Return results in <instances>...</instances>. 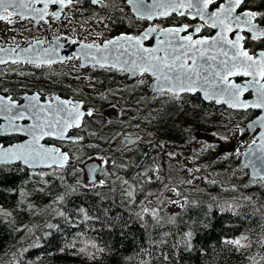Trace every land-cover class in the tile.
Instances as JSON below:
<instances>
[{
  "label": "snow or ice",
  "instance_id": "6c2138e0",
  "mask_svg": "<svg viewBox=\"0 0 264 264\" xmlns=\"http://www.w3.org/2000/svg\"><path fill=\"white\" fill-rule=\"evenodd\" d=\"M168 18L178 22L167 26L157 23ZM57 21L64 32H57L53 41L24 35L43 26L51 29ZM0 22L13 26L9 29L13 32L10 41L0 38V79L9 75H34L22 67L17 71L13 65L43 69L76 60L79 68L127 75L133 81L132 92L147 85V91L135 101L137 113L147 108L140 123L151 125L160 110L176 106L185 117L223 129L210 133L212 141L195 135L191 126L185 130L189 142L199 148L193 151L195 167L184 165L181 168L189 178L176 179L165 171L163 164L141 150L144 137L140 123L131 124L138 116L133 115L126 121L124 117L131 108L108 100V96L115 97L129 90L128 85L105 89L108 96L97 94L98 98L108 100L116 112L121 130L115 132L112 131L113 119L105 118L95 104H87L84 98L75 99L76 90L73 97L64 99L59 95H46L43 89L31 94L25 91L22 97H16L7 87H0V121H3L0 137H20L17 143H0V183H10L9 177H15L16 173L29 177L57 174L63 181L64 176L59 175L63 170L76 177V181L65 184V192L53 201L57 204L80 189L94 192L104 200L107 194L99 189L107 188L108 193L118 197L110 203L117 204L118 209L123 206L117 213L121 236L133 225H138L146 234V246H137L136 264H177L181 250L194 249L196 233L189 227L179 233L177 241L176 233L169 227L177 223L176 216L166 218L164 210L170 204L190 207L189 192L196 190L195 181L201 178L206 183L210 181V173L203 177L197 175L207 171L196 163L203 153L215 152L220 142L230 144L235 140L233 148L222 151L208 167L217 161L238 162L232 169L233 175L236 172L249 175L245 169H250L251 177L264 181V0H0ZM17 23L32 27L17 31L14 27ZM121 25L126 30L112 35ZM61 40L67 45H76L79 51L61 56L59 50L64 47ZM3 67L9 71H3ZM75 79L81 76L76 75ZM84 79L93 90L96 84L103 83L92 76ZM157 103L158 107H152ZM204 104L223 106L228 118L217 121L215 118L224 117L225 112L206 110L202 107ZM252 111L256 115L247 124L235 118L236 114L248 115ZM127 127H134L135 131H127ZM147 135L151 137L152 133ZM47 140L58 143L49 144ZM116 140L120 141L119 162L101 151L86 157L91 163L77 156L85 147L101 149L102 145L113 146ZM147 143L153 148L165 147L161 142L149 140ZM132 153L137 158L129 157ZM165 155L175 158L176 153ZM80 164L84 167L77 168ZM84 171L88 175L87 183L79 179ZM98 175L105 178L98 179ZM210 182L216 183L215 180ZM232 188L235 190L234 185ZM36 190L45 191L44 188ZM11 191L26 196L17 188ZM245 199L250 201L251 197ZM225 206L233 210L240 203L226 202ZM79 211L85 220L100 219L90 216L84 208ZM54 214L65 215L58 210H54ZM0 215L10 217L12 213L0 205ZM108 215L106 209L105 219ZM114 227L116 225L109 221V230ZM243 240H247V236L242 234L223 243L239 250L250 246L242 243ZM91 247L95 252H86L85 248L79 251L93 260L96 253L106 251V246L99 247L95 242ZM12 254L15 256V251Z\"/></svg>",
  "mask_w": 264,
  "mask_h": 264
},
{
  "label": "trees",
  "instance_id": "16d2710c",
  "mask_svg": "<svg viewBox=\"0 0 264 264\" xmlns=\"http://www.w3.org/2000/svg\"><path fill=\"white\" fill-rule=\"evenodd\" d=\"M145 86L142 90L138 89L141 91L135 94L125 90L120 96L118 94L115 96H122L121 105L126 104L131 108L124 117L126 121L133 115L138 116L137 120L131 121L133 126L140 123L144 112L147 111L145 108L137 113L135 109V101L146 91ZM152 107H158V103ZM202 107L215 112H225L224 117L218 115L215 118L217 121L228 117L227 109L222 106L204 104ZM103 110L100 109L101 112ZM255 115L256 113L252 111L248 115L236 114L235 118L245 124ZM112 119L114 121L112 131H120L119 121L116 117ZM190 126L195 134H210L221 129L211 124L204 125L203 121L195 120L191 116L185 117L179 113L176 106H169L159 111L158 118L151 125L140 123V131L152 133L148 140L144 139L140 148L157 161L159 156L167 153L172 146L184 144L195 146L189 142V134L185 131ZM127 131H135V128L127 127ZM149 140L154 143L161 142L165 147L153 148L147 143ZM119 145L116 140L113 146L102 145L101 149L85 147L77 156L85 157L86 160V157L94 156L97 151H101V154L111 155L119 162L121 156ZM113 148H116V151H113ZM218 154V149L215 152H206L203 153V159L210 164L216 160ZM128 155L137 158L134 153ZM237 163L217 161L210 168L232 172ZM77 168H81L80 165H77ZM83 174L84 172L80 173L79 179L85 183ZM59 175L64 176L63 181L57 174L29 177L24 173H16L15 177H9L10 183H0V205L12 213L10 217L0 215V264H136L137 246L145 245L146 234L138 225H133L125 231L124 237L121 236V220L117 213L123 206L120 205L118 209L117 204L110 203L112 199L118 197L108 193L107 188L99 189L107 194V199L104 200L98 198L94 192L80 189L79 192L66 196L63 202L53 203L58 194L65 192L66 183L74 184L76 181V177L67 175L63 170H60ZM102 176L98 175V179H103ZM45 180L48 184L44 183ZM213 180L216 183L210 181L207 183V193L198 197L189 195L192 201L190 207L180 208L175 213H169L167 207L164 210L166 218L176 216L177 223L169 227L176 233L177 241L180 240L179 233L187 231L189 227L196 233L194 249L181 250L177 254V264H264V181H252L248 175L241 172L232 174L227 188L222 187L219 180ZM233 185L235 190L232 188ZM13 188L21 190L26 196H21L19 191L12 192ZM39 188H44L45 191H37ZM218 190L221 194L215 195ZM246 197H251V200L245 199ZM226 202H239L240 206L228 210ZM28 205L32 207H27ZM80 208H84L90 216L100 219L85 220L83 213L79 211ZM106 209L109 210L107 219ZM54 210L63 211L65 215H56ZM109 221L116 227L109 230ZM49 224L53 227H47ZM242 234L247 236V240H243L242 243L249 244V247L236 250L231 245L223 243L226 239H235ZM92 242L99 247L106 246L104 253H96L95 260L79 251L80 248H85L86 252H95L91 247ZM169 243L171 244L172 240ZM24 248H27V251H24ZM14 251L15 256L12 254Z\"/></svg>",
  "mask_w": 264,
  "mask_h": 264
},
{
  "label": "flooded vegetation",
  "instance_id": "af4514ba",
  "mask_svg": "<svg viewBox=\"0 0 264 264\" xmlns=\"http://www.w3.org/2000/svg\"><path fill=\"white\" fill-rule=\"evenodd\" d=\"M178 22L177 20H173L172 18H168L167 20L157 21V23H161L165 26ZM31 28V24H23L17 23L14 27L17 31H22L24 27ZM10 27L8 24L4 22H0V38L11 40L13 32L9 29ZM126 30L125 26L121 25L115 29L111 34L115 35L120 31ZM57 32H64V29L60 27V22H54L52 24V28L49 29L47 26L40 27L34 31L24 32L26 37L31 38L32 36H37L41 38H46L49 41H53L57 35ZM19 39V37H17ZM61 44H64V47L59 50V54L61 56H67L73 49L77 47L76 45H67L63 40L60 41ZM47 46V45H45ZM69 49V54H68ZM79 61L76 60H66L64 63H56L52 65L51 68H43V69H33L31 66H20L17 67L13 65V68H16L17 71L20 70L22 67L24 71L28 73H34V75L19 77L16 75H9L0 79V87H7L10 92L15 95L16 97H22L25 91H28L29 94L32 92L38 91L43 89L46 95H59L64 99L73 97V90H76L75 99L84 98L87 104H95L99 109H112L108 100L112 103L122 104V99L119 97H109L108 100H103L98 98V93H107L104 91L105 89H116L118 86L123 87L124 85L129 86V90L133 86V81L127 79V75H120L117 73H106L102 70L93 71L91 68H79L78 67ZM73 65H77V67H73ZM3 71L8 72L9 68L3 67ZM76 75H80L81 79H75ZM85 76H92L95 77L99 81H103L101 84H96L95 89L90 86V82L87 79H84ZM26 85L27 88L22 87ZM142 90V89H141ZM136 89L134 92L130 91L131 93L135 94L138 91ZM145 90L147 91V85L145 86ZM121 91L120 93H122ZM118 93V96H120ZM106 101L107 103H105ZM21 102H23L21 100ZM3 121H0L2 123ZM200 134V133H196ZM201 135H208V134H201ZM20 137L18 136H3L0 137V143L9 144V143H17ZM49 144L58 143L54 140H47ZM120 143V141H118ZM65 147H68L67 145ZM48 171V170H44Z\"/></svg>",
  "mask_w": 264,
  "mask_h": 264
},
{
  "label": "rangeland",
  "instance_id": "374dc122",
  "mask_svg": "<svg viewBox=\"0 0 264 264\" xmlns=\"http://www.w3.org/2000/svg\"><path fill=\"white\" fill-rule=\"evenodd\" d=\"M102 112H103L105 118L116 117V112L113 109H110V110L105 109ZM227 118L225 117V120ZM219 131H223V129L221 128ZM140 133L144 137L145 140H148L150 138V136H148L147 132H145L144 130H141ZM195 135L201 137L205 141H212L214 139L211 136V134H208L206 136L201 135V134H195ZM234 145H235V140H233L232 143H230V144H225V143L220 142V148H218L219 154L222 151L231 150ZM196 148H199V145L190 146V145L184 144V145H180L177 147L172 146L168 149L167 152L176 153L175 158H169L167 155L164 154V155L159 156V158L157 159V162L160 164H163L165 171L171 177H174L176 179H188L189 178L188 173L182 171L181 168L184 165H186L189 168L195 167V164L192 163V156H193V151ZM89 162H91V161H88L87 159L85 160V163H89ZM96 162L99 163V161H96ZM196 163H199L202 168H207L206 172L198 173L197 175H200L201 177H203L204 175H209V173H210V181L213 179H217L222 184V187H226V188L230 185L229 183H230L231 178H232V172H229L227 170H225V171H221V170L217 171V170H213V169L211 170V168L208 167V165H209L208 161L203 159V154L201 155V158L198 161H196ZM83 166H84L83 164H80L81 168H83ZM102 178L103 179L105 178L104 175L102 176ZM83 179H84V182L87 183V178H86L85 172L83 174ZM207 183L203 180V178L195 181V189L196 190L189 192V195H191L193 197H198L202 194L207 193L208 192ZM253 189H254V187H253ZM216 194H221V192L218 190V191H216L215 195ZM166 195H168V194H166ZM180 208L181 207H178L176 205H171V204L167 206V210L169 213H175Z\"/></svg>",
  "mask_w": 264,
  "mask_h": 264
},
{
  "label": "water",
  "instance_id": "95a60500",
  "mask_svg": "<svg viewBox=\"0 0 264 264\" xmlns=\"http://www.w3.org/2000/svg\"><path fill=\"white\" fill-rule=\"evenodd\" d=\"M72 52L73 51H75V52H78L79 51V49H78V47H75V48H73V49H70ZM68 54H69V49H68ZM127 79L128 80H131L128 76H127ZM246 96H249V94L248 93H246L245 94ZM249 98H250V96H249ZM218 107H221V106H218ZM223 107V106H222ZM253 112H255V111H253ZM248 122H246L245 124H247ZM253 159H254V157H253ZM89 163H91V162H89ZM96 163H98V162H96ZM257 164L259 165V161H257ZM84 167V166H83ZM44 170H47V169H44ZM85 172V175H86V178H87V182H88V175H87V172L86 171H84ZM247 172L249 173V175H248V177H249V179L250 180H252V181H257L254 177H251V170L250 169H247ZM251 177V178H250Z\"/></svg>",
  "mask_w": 264,
  "mask_h": 264
}]
</instances>
